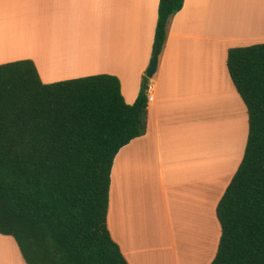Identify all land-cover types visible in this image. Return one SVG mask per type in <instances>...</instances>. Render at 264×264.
Listing matches in <instances>:
<instances>
[{
	"label": "crops",
	"instance_id": "crops-1",
	"mask_svg": "<svg viewBox=\"0 0 264 264\" xmlns=\"http://www.w3.org/2000/svg\"><path fill=\"white\" fill-rule=\"evenodd\" d=\"M158 3L0 0V64L31 59L44 83L114 75L132 104L151 62ZM257 43H264V0H184L171 18L149 78L146 132L111 168L107 227L128 264L214 258L216 207L246 144L247 111L227 51ZM0 245V264H27L11 236L0 234Z\"/></svg>",
	"mask_w": 264,
	"mask_h": 264
},
{
	"label": "trees",
	"instance_id": "trees-1",
	"mask_svg": "<svg viewBox=\"0 0 264 264\" xmlns=\"http://www.w3.org/2000/svg\"><path fill=\"white\" fill-rule=\"evenodd\" d=\"M184 0H159L152 54L162 53ZM247 111L241 163L217 207L210 264H264V43L228 49ZM144 75L132 104L119 79L95 74L44 83L31 59L0 64V234L27 264H128L107 227L117 152L147 128Z\"/></svg>",
	"mask_w": 264,
	"mask_h": 264
},
{
	"label": "water",
	"instance_id": "water-1",
	"mask_svg": "<svg viewBox=\"0 0 264 264\" xmlns=\"http://www.w3.org/2000/svg\"><path fill=\"white\" fill-rule=\"evenodd\" d=\"M157 67H158V54H157V51H155L153 56H152L149 67L146 71V77H148V78L153 77V75L157 71Z\"/></svg>",
	"mask_w": 264,
	"mask_h": 264
},
{
	"label": "rangeland",
	"instance_id": "rangeland-1",
	"mask_svg": "<svg viewBox=\"0 0 264 264\" xmlns=\"http://www.w3.org/2000/svg\"><path fill=\"white\" fill-rule=\"evenodd\" d=\"M1 5V4H0ZM0 7H2V6H0ZM85 50V49H84ZM153 50V49H152ZM152 56H153V54H151V59H152ZM47 60H51V59H47ZM72 60V62H74V61H78L79 62V58L78 57H74L73 59H71ZM50 65H48V67H47V70H48V72H49V68H50V70H52V67H49ZM220 66H222V65H220ZM223 67V69H224V71L226 72V69H225V66L223 65L222 66ZM42 73L44 72V69H42V71H41ZM50 72H52V71H50ZM58 73H59V71H57ZM226 74H227V72H226ZM227 76H228V74H227ZM245 120H244V141L246 140V132H247V117H246V113H245ZM244 144H245V142H244ZM244 149H245V147H244ZM243 149V150H244ZM1 246V245H0ZM6 256V255H5Z\"/></svg>",
	"mask_w": 264,
	"mask_h": 264
},
{
	"label": "built area",
	"instance_id": "built-area-1",
	"mask_svg": "<svg viewBox=\"0 0 264 264\" xmlns=\"http://www.w3.org/2000/svg\"><path fill=\"white\" fill-rule=\"evenodd\" d=\"M151 79H149V84H148V88H147V103H151L154 101V95H153V87L152 84L150 82Z\"/></svg>",
	"mask_w": 264,
	"mask_h": 264
}]
</instances>
